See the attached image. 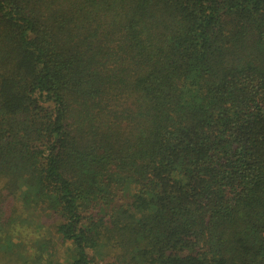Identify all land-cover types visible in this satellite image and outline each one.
Segmentation results:
<instances>
[{
  "label": "trees",
  "instance_id": "trees-1",
  "mask_svg": "<svg viewBox=\"0 0 264 264\" xmlns=\"http://www.w3.org/2000/svg\"><path fill=\"white\" fill-rule=\"evenodd\" d=\"M0 264H264V0H0Z\"/></svg>",
  "mask_w": 264,
  "mask_h": 264
}]
</instances>
